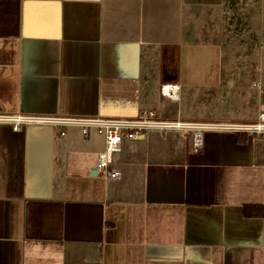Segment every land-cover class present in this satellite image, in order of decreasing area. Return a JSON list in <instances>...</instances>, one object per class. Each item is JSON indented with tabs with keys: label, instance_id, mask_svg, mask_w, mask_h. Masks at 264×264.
Here are the masks:
<instances>
[{
	"label": "crops",
	"instance_id": "crops-1",
	"mask_svg": "<svg viewBox=\"0 0 264 264\" xmlns=\"http://www.w3.org/2000/svg\"><path fill=\"white\" fill-rule=\"evenodd\" d=\"M178 83L179 100L162 96ZM261 84L260 88L253 85ZM252 123L264 0H0V113ZM0 122V264H264V134Z\"/></svg>",
	"mask_w": 264,
	"mask_h": 264
},
{
	"label": "built area",
	"instance_id": "built-area-1",
	"mask_svg": "<svg viewBox=\"0 0 264 264\" xmlns=\"http://www.w3.org/2000/svg\"><path fill=\"white\" fill-rule=\"evenodd\" d=\"M253 85L260 88L259 82ZM180 86L178 83H162L159 93L171 100H179ZM0 122L8 123L14 130L30 124L46 125L56 128L61 135L70 126H77L84 135L94 129L104 136V147L98 153L95 163L96 174L105 179L119 177V171L113 167V156L121 149L124 139H133L146 136L151 131L166 132H190L192 150L198 151L202 145V135L205 131H230L264 134V112H260L252 123H210L183 120L181 118H163L153 109H143L135 117L114 118L101 116L79 115H36L23 113H0Z\"/></svg>",
	"mask_w": 264,
	"mask_h": 264
},
{
	"label": "water",
	"instance_id": "water-1",
	"mask_svg": "<svg viewBox=\"0 0 264 264\" xmlns=\"http://www.w3.org/2000/svg\"><path fill=\"white\" fill-rule=\"evenodd\" d=\"M96 172V171H95Z\"/></svg>",
	"mask_w": 264,
	"mask_h": 264
}]
</instances>
